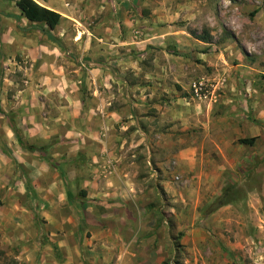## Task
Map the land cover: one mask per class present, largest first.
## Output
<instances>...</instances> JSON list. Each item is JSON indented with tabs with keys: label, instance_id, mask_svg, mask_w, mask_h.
<instances>
[{
	"label": "rangeland",
	"instance_id": "obj_1",
	"mask_svg": "<svg viewBox=\"0 0 264 264\" xmlns=\"http://www.w3.org/2000/svg\"><path fill=\"white\" fill-rule=\"evenodd\" d=\"M15 1L0 0V52L4 56L3 61L0 58V137L9 124L26 139L21 131L33 124L43 125L47 119L54 122L64 111L62 102H51L47 95L48 79L62 78L63 70L52 67L51 54L46 53L51 44L32 33L30 27L36 24L20 20ZM98 3L108 5L117 15L124 10L133 19L130 42L156 37L168 27L184 32L175 40L168 38V45L165 41L162 50L171 57L150 48L140 64L146 66L163 56V68L173 65L177 81L187 85L185 93L190 97L191 85L202 83V93L213 102L214 132L219 127L224 132L213 133L214 142L211 139L206 148L207 161H176L172 157L175 150L166 149L158 157L160 161H135L128 170L123 169L125 173L134 169L130 175L133 196L126 199L129 217L117 215L109 243L99 246L94 241L85 247L89 264H264V0ZM98 3L71 0L59 4L81 24L62 16L54 33L69 46L78 28L95 26L96 20L89 17L96 14L90 8ZM165 12L172 21L164 20ZM103 40L106 46L120 44L110 37ZM107 52L110 56L111 51ZM120 53L111 56H124V51ZM66 119L55 123V136L74 129ZM67 137L73 142L78 135ZM243 138H254L253 145L239 144ZM29 139L45 146L43 140ZM138 149V160H142ZM106 162L91 173L97 183V179L116 175L115 162ZM13 204V198L0 199V264H20L15 255L23 245L3 233L14 223V215L5 214L12 211ZM115 240L119 245L110 256L106 251Z\"/></svg>",
	"mask_w": 264,
	"mask_h": 264
},
{
	"label": "crops",
	"instance_id": "obj_2",
	"mask_svg": "<svg viewBox=\"0 0 264 264\" xmlns=\"http://www.w3.org/2000/svg\"><path fill=\"white\" fill-rule=\"evenodd\" d=\"M33 1L81 24L70 10L64 12L59 7L71 0ZM92 9L96 15L89 18L96 20V27L78 28L69 46L54 33L56 28L49 33L59 44L47 38L45 25L30 27L32 33L51 44L46 53L51 54L52 67L63 70L62 78L48 79L47 95L51 102H62L64 111L54 117V122L47 119L43 125L33 124L21 131L24 140L11 125L2 128L0 199L13 198L14 203L12 211L5 213L14 215V223L3 233L23 245L15 255L20 264H89L85 247L97 241L99 246L109 243L117 215L129 217L126 199L133 196L130 175L134 169L126 173L123 169L128 170L135 161H160L158 157L166 149L175 150L172 157L176 161H207L206 148L213 133L224 132L220 127L214 132L212 99L187 95V85L177 81L179 75L171 69L173 65L163 68V56L148 61L146 66L140 64L150 48L171 57L162 50L165 41L168 45L169 39L181 37L182 30L168 27L156 41L150 36L130 42L133 19L124 10L117 15L100 3ZM168 15L165 12L164 20L172 21ZM20 20L28 22L22 16ZM108 37L120 44L102 45L103 38ZM108 50L111 54L124 51V56H107ZM61 117H66L74 129L64 123L68 131L55 136L53 127ZM66 132L78 138L69 141ZM29 137L43 140L45 146L36 145ZM137 148L142 160H138ZM106 161L115 162L116 175L97 179V183L91 173L103 168ZM116 245L117 240L106 251L110 256Z\"/></svg>",
	"mask_w": 264,
	"mask_h": 264
},
{
	"label": "trees",
	"instance_id": "obj_3",
	"mask_svg": "<svg viewBox=\"0 0 264 264\" xmlns=\"http://www.w3.org/2000/svg\"><path fill=\"white\" fill-rule=\"evenodd\" d=\"M15 7L19 11L20 15L26 19L29 23H35L39 25H45L47 27V31L45 32V35L47 38L54 42L58 43V41L52 37L49 33V31H52L56 28V26L59 24V21L61 19V16L56 13L55 11L49 10L45 7L40 6L33 0H16L15 1ZM0 58L2 61L4 60L3 54L0 52ZM3 76V67L0 66V84L2 81ZM239 144L251 146L254 143V138H243L240 139ZM32 152H35L36 150L32 147L30 149ZM39 154L42 153V151H38Z\"/></svg>",
	"mask_w": 264,
	"mask_h": 264
},
{
	"label": "built area",
	"instance_id": "obj_4",
	"mask_svg": "<svg viewBox=\"0 0 264 264\" xmlns=\"http://www.w3.org/2000/svg\"><path fill=\"white\" fill-rule=\"evenodd\" d=\"M204 85L202 83H193L191 85V91L194 98L203 99L206 98L207 95L203 94L202 91L204 90Z\"/></svg>",
	"mask_w": 264,
	"mask_h": 264
}]
</instances>
